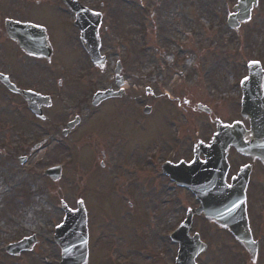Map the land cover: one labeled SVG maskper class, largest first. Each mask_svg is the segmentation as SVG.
I'll return each instance as SVG.
<instances>
[{"label": "rangeland", "instance_id": "1", "mask_svg": "<svg viewBox=\"0 0 264 264\" xmlns=\"http://www.w3.org/2000/svg\"><path fill=\"white\" fill-rule=\"evenodd\" d=\"M82 1L104 13L99 29L101 51L107 55L104 71L92 67L77 42L69 38L71 30L68 29V35L56 0H49L47 5L46 1L40 5L28 4L30 8L24 11L31 19L46 22L49 18L56 48L49 62V92L53 91L58 97L49 108L52 118L49 132L56 130V137L49 136L48 153L36 152L24 165L16 158L21 151L11 152L12 144L0 148V189H6L0 195V264H58L60 251L53 242L52 231L62 219L60 202L65 201L75 208L77 200L84 201L88 214L92 263L101 264L99 252L109 251L114 253V260L117 254H129L126 264H149L138 253L145 245L150 249L153 245L149 253L160 250L172 260L176 246L166 235L184 218L192 197L162 177L152 163L145 165L148 173L143 175L141 168L146 163L143 160L146 154L153 153L154 143L161 144L157 145V150L166 158L171 150H176L175 161L190 158L192 141L196 137L206 138L212 132L209 117L198 110L197 105H206L212 117L226 122L239 119L237 82L245 75L249 59H258L264 64V0H258L250 20L237 32H232L225 24L226 15L237 0ZM144 11L151 14L149 19L148 14L143 16ZM204 27L209 32L204 31ZM144 29H148L144 41L149 51L141 53L140 32ZM188 31L193 32L195 39H185ZM3 41L0 38L1 44ZM4 44L12 47L8 41ZM183 46L180 51L179 47ZM189 46L192 48H186ZM73 47L80 54L73 53ZM115 56L123 60L128 98L113 102L117 107L126 103L129 111L113 110L99 120L103 129L117 134L93 126L99 116V110H95L91 118L84 117L77 130L62 138L60 128L53 129L52 124L68 120L70 109L86 115L88 102L85 99L93 90L108 86ZM24 59L21 62L24 63ZM160 59L163 60L161 66ZM6 63L11 64L7 59ZM145 73L152 74L150 79L144 77ZM147 87L152 94L146 93ZM163 92L178 100L172 104L167 102ZM7 100L5 112L14 115L21 104L14 97ZM162 101L168 103L170 112L163 105V112L159 113ZM145 105L151 107V116L142 121L130 110L133 108L139 114L138 109ZM169 113L173 114L172 118H168ZM4 115L7 114L1 116ZM57 139L59 144L54 142ZM46 164L64 165L57 182L40 173ZM131 166L137 168L136 174L130 172ZM191 231H197L208 243L199 264H227V253H222L225 242L222 230L194 218ZM30 233L38 236V243L31 251L17 256L4 253L5 243ZM111 248L116 250L113 252ZM167 261L169 258H165ZM230 264L234 263L230 261Z\"/></svg>", "mask_w": 264, "mask_h": 264}, {"label": "flooded vegetation", "instance_id": "2", "mask_svg": "<svg viewBox=\"0 0 264 264\" xmlns=\"http://www.w3.org/2000/svg\"><path fill=\"white\" fill-rule=\"evenodd\" d=\"M27 1L28 0H14V2L11 3V0H0V38H3L5 35L3 24L6 18V10L14 11L13 17H16L18 20H23L25 18L22 17L24 14L22 6L23 2L27 3ZM43 1L45 0H34V5H39ZM46 1V5L49 4V0ZM42 25L47 31V41L49 43V18H47V21L42 23ZM14 47L17 64L15 73H8L10 78L14 80L16 86L19 88L35 89V91L49 96V59L48 61H45V58H35L28 56L25 53L24 55L16 46ZM4 48V45L0 43V72L5 71ZM26 55L31 58V61L28 63L24 59V63L21 62V59L25 58ZM39 67L41 68L38 69ZM44 73L45 75H43ZM39 74L43 76L36 78ZM4 96L5 87L0 84V106L5 105ZM15 96L19 103L26 109L25 102L21 97L18 94H15ZM41 111L43 117L40 118L26 109L25 112L28 117L19 115L17 122L20 125L31 123L34 128L33 130L44 128L45 131L49 132V104L47 106H41ZM30 135L33 138L35 133L31 132ZM32 150L33 149L30 147H25L23 153L28 156ZM239 156L241 159H245V162L242 163V165H246L247 163H251L252 165V171L250 173L246 191V211L251 235L257 243L256 257L251 259L247 248L235 240L227 230H225L223 250L224 253H227V255H225L227 258V264H230V261L234 264H264V164L259 160L251 162L249 158L241 155ZM24 159L25 161L28 160L27 157Z\"/></svg>", "mask_w": 264, "mask_h": 264}, {"label": "water", "instance_id": "3", "mask_svg": "<svg viewBox=\"0 0 264 264\" xmlns=\"http://www.w3.org/2000/svg\"><path fill=\"white\" fill-rule=\"evenodd\" d=\"M252 2L255 3V0H242L239 3V7H237L239 12L233 18L238 17L240 20L247 19ZM91 55L94 57V55H96V52L93 51ZM254 69H255V67H253V70ZM250 81H252V78H250ZM250 97H251V94H249L248 92H246L244 94L243 105L245 108H246V106L251 105ZM244 107L242 110V115L248 116L251 120V123L253 122V124H254V121L255 120L257 121V119H256L257 114L256 113L251 114V110L244 109ZM217 130L219 131V133H217L215 135V140L212 143L213 147L222 146L223 148H227L229 143H233L237 148L242 147L241 140H240L238 133H237V131H239L238 124H234L233 126H218ZM256 131H257V128H255L254 125H252V131L251 132H252V134H254L253 138L257 137ZM253 141H255V140H253ZM52 170L53 171L49 170V171H51V172H49V175L53 179H55L58 177L60 170H59V168H55ZM52 172H54V173H52ZM181 172H182L183 176L192 177L190 174L192 172H186L185 170L184 171L181 170ZM197 178L200 179V177H197ZM186 184L188 187H190V185H191L188 182ZM77 207H78L77 210L74 212H71L65 208L66 217L64 219L63 225L60 228H58V230H57L56 240L58 238H60L59 240L62 241V238H64L65 235L69 234L73 237V239L76 238V242L80 245L79 250H80V252H82L83 246H84L83 242L85 243V240H86L85 215H84L83 209L81 207V204L78 203ZM235 233L237 234L236 231H235ZM182 260H184V259L182 258Z\"/></svg>", "mask_w": 264, "mask_h": 264}, {"label": "snow or ice", "instance_id": "4", "mask_svg": "<svg viewBox=\"0 0 264 264\" xmlns=\"http://www.w3.org/2000/svg\"><path fill=\"white\" fill-rule=\"evenodd\" d=\"M95 15H100V14H99V13H95ZM258 64H259L258 61H250V62H249V68H251L253 65H258ZM5 79H6V78H5ZM248 79H249V78L246 76V77L244 78V80L241 81V83L244 84ZM186 102H187V101H186ZM181 163H183V162H181ZM192 163H196V160L193 159V160H192ZM78 203L81 204V205H83L84 201H83V200H80V201H78ZM234 207H238V205H235ZM232 210H233V209H229V212H231ZM70 211H71V210H70ZM85 243H87V242L85 241ZM65 251L68 252V251H70V250H69V249H65Z\"/></svg>", "mask_w": 264, "mask_h": 264}]
</instances>
